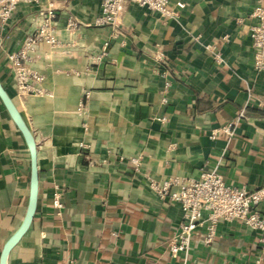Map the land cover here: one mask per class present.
<instances>
[{
	"label": "crops",
	"instance_id": "0c3cea01",
	"mask_svg": "<svg viewBox=\"0 0 264 264\" xmlns=\"http://www.w3.org/2000/svg\"><path fill=\"white\" fill-rule=\"evenodd\" d=\"M177 1L173 16L129 4L118 28L97 24L102 0L20 3L0 20V80L35 137L39 174L35 215L8 264H182L184 254L172 257L168 247L181 205L161 200L150 177H198L217 166L228 184L264 187V69L254 68L250 31L257 0ZM48 2L59 43H41L31 61L43 93L20 98L7 56ZM30 186L29 146L0 100V258ZM200 232L189 264H264L246 224L221 221L213 244Z\"/></svg>",
	"mask_w": 264,
	"mask_h": 264
},
{
	"label": "built area",
	"instance_id": "2783aa9c",
	"mask_svg": "<svg viewBox=\"0 0 264 264\" xmlns=\"http://www.w3.org/2000/svg\"><path fill=\"white\" fill-rule=\"evenodd\" d=\"M41 0H0V20L7 22L20 3H37ZM171 0H102L101 14L97 24L112 25L118 28L123 12L129 4L159 12L162 16H173L176 12L169 8ZM179 8L186 3L177 1ZM38 27L29 32L19 49L8 53V66L14 78L17 94L23 98L30 94H42L38 84L43 75L31 65L32 58L38 46L46 43L56 46L59 43L56 28V8L52 3L39 12ZM251 17L255 23L251 26V38L254 47V68L257 71L264 69V0H257ZM78 24L76 17H71L67 23L68 29H74ZM215 58L219 61L221 56L218 47L208 44ZM158 64L164 63V54L156 50L153 56ZM169 83L167 82V85ZM245 117L241 112L234 120L223 126L228 134L232 135L235 126ZM162 120H166L163 117ZM131 161L139 169L140 159L132 157ZM149 187L164 201L179 203L182 208V217L179 230L169 242V252L172 257L183 253L182 264H189V255L192 241L201 230V237L205 244H213L217 237L218 224L221 221L233 223L236 221L246 224L258 234L262 255L264 259V215L260 206L264 199V187L250 191L245 186L238 187L228 184L218 167L203 168L198 177L174 175L168 178H149ZM56 205H61L58 198Z\"/></svg>",
	"mask_w": 264,
	"mask_h": 264
},
{
	"label": "water",
	"instance_id": "95a60500",
	"mask_svg": "<svg viewBox=\"0 0 264 264\" xmlns=\"http://www.w3.org/2000/svg\"><path fill=\"white\" fill-rule=\"evenodd\" d=\"M0 100L2 101L6 110L10 114L11 118L14 120V122L22 132L29 146L30 156H31V186H30L27 211L22 224L6 242L1 253L0 264H8V257L11 250L19 242V240L23 237V235L27 232L35 215L37 208L38 191H39V174H38V160H37V143L35 137L31 129L29 128L27 122L25 121L23 115L21 114L16 102L9 94L8 90L5 88L1 80H0Z\"/></svg>",
	"mask_w": 264,
	"mask_h": 264
}]
</instances>
